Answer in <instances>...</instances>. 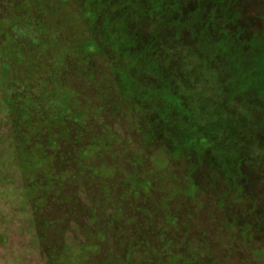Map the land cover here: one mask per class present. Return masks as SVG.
<instances>
[{
	"label": "rangeland",
	"instance_id": "374dc122",
	"mask_svg": "<svg viewBox=\"0 0 264 264\" xmlns=\"http://www.w3.org/2000/svg\"><path fill=\"white\" fill-rule=\"evenodd\" d=\"M8 34L21 43L12 46ZM27 46L40 51L33 75L32 59H18ZM204 51L214 55L206 60ZM2 58L10 66L0 81V162L15 156L7 174L24 159L31 164L7 148L12 108L1 96L10 88L32 98L15 101L28 115L19 138L39 137L46 123L54 129L46 154L59 181L42 173L25 203L15 193L1 199L0 264H92L83 246L98 232L89 229L131 234L128 220L132 264L163 252L161 223L172 252L198 247L197 264H264L257 256L264 250V0H0ZM45 67L62 73L55 81L63 88L41 79ZM167 82L183 103L216 111L199 119L207 136L168 95ZM89 148L78 165L75 154ZM27 152L40 157L36 147Z\"/></svg>",
	"mask_w": 264,
	"mask_h": 264
},
{
	"label": "trees",
	"instance_id": "16d2710c",
	"mask_svg": "<svg viewBox=\"0 0 264 264\" xmlns=\"http://www.w3.org/2000/svg\"><path fill=\"white\" fill-rule=\"evenodd\" d=\"M163 2H165V1H163ZM8 37L10 39V43L12 46H14V45L17 46L21 43V41L17 42L18 40H20L19 37H17V36L11 37L8 34ZM35 39L36 38H34V37H30L31 41H35ZM37 44H38V42H37ZM39 47H41V46H39ZM26 48H27V54H25L21 58L19 56L18 59L19 60L20 59L21 60H27L29 58L32 59V62H31L30 67H29L30 73L28 70L27 71H28V75H33L31 73V70L34 68V66H35V68H37L38 67V61L41 60V56L38 54V52H40V51L36 50L37 52H35V50L30 49L29 46H27ZM224 51L227 54V55H225V57H226V59H228V54L232 51V47L226 48ZM204 52L206 54H204L203 56L206 60L211 59V55H214L211 51H209V52L204 51ZM217 53H222V51H219ZM238 53H241V51L239 50ZM95 54H96V52L95 53H87V52L82 53L83 56H85V55L94 56ZM2 55L11 58L12 53H9L7 50H5V52L2 53ZM234 57L237 59V55H234ZM6 61L7 60L5 58H2L0 67H3V68L1 69L0 81L2 78H3L2 81L8 80V78H9V66H10V64H8L9 62H6ZM3 71H5L6 73L5 72L3 73ZM43 71L41 72L40 77L44 82L58 84L59 86H61L63 88V85H62L63 83L61 81H58V79H56V81H55L56 77L57 78L62 77L61 72L60 73L58 72L57 74H55L56 70L54 68V72H53V74H51V73H49V70L47 67H45L43 69ZM60 79H62V78H60ZM167 83L170 84V82H167ZM170 85H171L170 86L171 90L168 91V95L174 97L178 101L179 105L183 108L184 113H188V115L191 117V119L193 120V122L195 124L198 123V125H196L197 133H199L200 135H205L206 131L203 130L202 124L200 123L199 119L201 120V117L203 115H214L216 111H209L206 108L200 109L196 106V102H192L193 106L189 105L187 103H183V101L180 99L179 95H177V91L175 90V86L172 84H170ZM118 89H119V85H118ZM122 89H123L122 90V94H123V92L125 91L124 90L125 87ZM9 91H12L13 93H11ZM2 92H3V96H1V98L5 99V103L7 104V106L12 108V111L8 113L9 115L8 114H6V115L8 117H11V116L13 117V122L11 121L12 122L11 123L12 134H14L13 135V143L7 144V148H12V151L16 152V154H18V152H21L24 157H26V156L29 157V159H30L29 162H31V164L30 165L25 164L26 160L24 159V160H22L24 168L20 167L19 170L17 169V171L15 173L12 172L11 174H7L9 168L11 169V167H16L17 163L11 159V157H15V156H11L10 158L2 159L3 161L1 160V162H0V180H1V183H0V185H1L0 186V201H1V199H3L5 201L9 200V202H11V194L15 193V194H17V196H19L17 198H21L20 201L25 203V200H24L25 198H23L24 193H25L24 191H27V193H26L27 198H29V196H30V199H31L33 194L31 195V193L29 192L30 186H32L34 188L40 187V181H41L40 175L42 173H45L47 178L55 177L56 181H59L58 176H55L56 175L55 173L57 171L52 165L53 161L46 154L52 150V146L55 143L56 138H54V136H53L54 129L53 128L50 129V125L48 123H46V126L48 128H45L43 133H40L39 137L36 138L34 136H29V135L24 134L21 136V138H19V135H17V134L19 133L20 129L23 126L25 127V125L27 124L26 121H27L28 115L26 114V116L23 117L21 114H18L16 106H15V101H18L21 104H23V101L24 102L29 101V103H31L32 98H31V96H28V97L25 96V97H21L20 99H18L15 95H13V94H15L13 89H10V88L8 89V91H2ZM146 92H149V91H146ZM120 93L121 92H118V94H120ZM173 93H176V95ZM228 94L229 95H227V99H226L227 105L229 104V99H231L229 92H228ZM68 101H69V98H68ZM161 103H162V106H164V103L163 102H161ZM0 105H1V101H0ZM179 105L177 104L178 108H179ZM163 112H164V110H163ZM0 116H2V113H0ZM177 116L180 117L179 115H177ZM165 118L167 119L166 114L164 116L161 114L160 121L164 120ZM34 131L39 132L40 129L37 128ZM26 133L30 134V130L27 131ZM182 134H183V137H182V141H183V139H185L187 137V133L185 134L184 132H182ZM195 136L196 135H192V137H195ZM205 136H207V134ZM208 140H209V138H208ZM173 141L176 143V147H178L179 143L175 140H173ZM182 141H181V143H182ZM209 142H210V140H209ZM209 144L210 145L208 147L210 148L211 142ZM30 147L31 148L36 147L39 149V152H40L39 158H37L35 155L30 156V153L27 152L28 150H30ZM208 147H203V150L201 152L205 151L206 149L208 150L209 149ZM92 148L93 147L91 146V149ZM211 151H212V149H211ZM89 153H90V148H89V150L84 149L81 152L76 153L75 154L76 163L78 165H80L81 162H84V159L88 158ZM188 153H189V149H188ZM190 153H194L197 157H200L199 152H196V151L190 149ZM41 156L44 157L45 160L41 161V158H42ZM229 159H231V157H229ZM232 161L233 160H231V162ZM85 169L88 170V168H86V167H85ZM227 177L232 178L233 175L230 174ZM14 180L17 181L18 185L16 184L15 188H12L11 184H12V181H14ZM132 184H133V182L131 181V186H132ZM53 188L56 190L55 186H53ZM27 198H26V200H27ZM40 208H43V204H41ZM157 213L160 216L163 215L165 218V221L171 220L170 216L172 214L168 209H165V210L159 209L157 211ZM35 214H33L32 220H31V221H33L34 225L40 221L39 215H38L39 212H35ZM111 218L112 219L119 218V212L115 213L114 216H112ZM128 221L131 223V225L129 224L130 227H127V229H129V231L132 232L131 234H133L134 230H133L132 223H134V222H133V220H128ZM135 224L137 225L136 229H138V230L143 229V227H140L143 224L138 223V222H136ZM232 224H234V225L229 226L230 230L235 229V222H233ZM164 226H165L164 223H161L158 225V228L162 229L161 239L165 240V247H162L163 252H161V253L157 252V254L155 252H151L150 254H147L146 259L143 260V264H177V263L197 264L198 247H193L192 251L188 252V253L184 252L181 254H176V252H172V250H174L176 248H174L171 244V241L167 239V237L169 235H171V232L169 230L165 229ZM100 228H103V229L97 230ZM89 230L92 233H95L96 231L98 232V235L96 237H94L92 235L90 242L88 244L86 243V246L85 245L83 246V251H84L85 255L87 254L90 257L94 258L92 264H132L131 263V253L134 249V246H133V242H130L132 240L128 239V236H130L131 234H127V233L125 234L123 232V228H121V227L116 229L115 231H113L111 229V227L107 226V225L104 227L96 226L95 230H92V229H89ZM136 242H137V240H136ZM97 243H99V246H97ZM115 250H117L118 252L116 253ZM258 253H261L260 255H257L258 257H264V250L259 251ZM209 264H219V263L217 261H214L211 263L209 262Z\"/></svg>",
	"mask_w": 264,
	"mask_h": 264
},
{
	"label": "flooded vegetation",
	"instance_id": "af4514ba",
	"mask_svg": "<svg viewBox=\"0 0 264 264\" xmlns=\"http://www.w3.org/2000/svg\"><path fill=\"white\" fill-rule=\"evenodd\" d=\"M173 94H175V95H176V93H173ZM173 114H174V118H175V119H178V118H180V117H178V116L176 115V112H174ZM187 114H188V113H187ZM196 125H198V123H196ZM179 144H180V143H179ZM183 153H185V151H183V152L179 153V155H183Z\"/></svg>",
	"mask_w": 264,
	"mask_h": 264
}]
</instances>
